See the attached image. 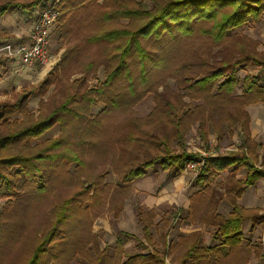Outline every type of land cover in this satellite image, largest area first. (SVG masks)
<instances>
[{
	"label": "rangeland",
	"instance_id": "1",
	"mask_svg": "<svg viewBox=\"0 0 264 264\" xmlns=\"http://www.w3.org/2000/svg\"><path fill=\"white\" fill-rule=\"evenodd\" d=\"M7 1L35 0L0 4ZM166 1L43 0L44 5L56 4L60 13L49 62L23 67L10 61L15 58L0 57V114L21 93L33 91L26 111L16 110L7 117L9 123L27 125L63 104L70 108L60 111L43 135L15 147L48 156L38 171L20 175L19 167L2 170L0 264H24L52 231L41 264H106L112 256L122 260L137 252H157L167 264H264V178L237 188L247 170L236 166L197 184L204 158L245 151L264 168V133L252 139L251 131L245 132L251 120L243 96L246 77L264 85V14L221 41L201 31L144 40L148 59L141 61L133 45L127 67L108 80L118 65L117 46L127 41L93 38L141 23L138 18L109 19L108 12L151 9ZM19 12L11 9L0 18V46L19 43L13 41L23 32ZM247 56L252 61L236 68L235 83L227 86L233 88L229 97L216 94L231 69L203 88L194 84L221 61ZM247 138L251 147L241 148ZM55 140L61 145L51 148ZM184 151L196 160L181 172L164 167L161 159ZM146 161L154 163L142 177L126 178ZM235 203L245 209L240 243L222 247L217 257L183 262L195 242L215 246L223 241L215 238L218 224ZM62 206L66 217L59 220ZM119 237L127 243L122 253Z\"/></svg>",
	"mask_w": 264,
	"mask_h": 264
},
{
	"label": "trees",
	"instance_id": "2",
	"mask_svg": "<svg viewBox=\"0 0 264 264\" xmlns=\"http://www.w3.org/2000/svg\"><path fill=\"white\" fill-rule=\"evenodd\" d=\"M43 0H35L30 3H16L11 1L0 4V16L4 15L7 11L15 8H22L30 11L41 5L42 8L46 4H42ZM50 1V0H49ZM264 14V0H167L163 4H156L153 8L147 7L128 8L114 10L108 12L107 17H128L140 19V25L135 29H118L114 28L106 31L102 34L95 36L93 39L99 40H117L120 37L126 39L127 43L117 46L120 50L118 55V65L110 72L108 80H112L116 75L122 73V69L127 67V57L131 53V48L134 45L136 51L140 55L141 61H146L149 57V53L143 45V41L146 40H161L163 36H176L177 34H193L195 31H201L202 33H209L216 41H221L227 36L231 30L243 26L250 20H258ZM207 24H211L210 27ZM177 31V32H176ZM252 61L251 58L243 57L239 61L230 63L228 61H221L220 67L214 68L213 71L197 76L195 85L203 88L213 81L221 78L226 71L230 70V76L221 83L218 87L219 92L216 95H228L232 92L233 85L236 80V68L243 67L246 63ZM260 63V62H259ZM227 86H232L228 88ZM229 89V90H228ZM33 91L23 92L19 95V99L13 104H8L4 108V112L0 114V181L5 179V173L2 172L5 168L19 167L18 173L20 175H31L32 172L38 171V163L47 158L41 152L36 154H24V150L21 147L16 149L15 147L23 139L29 137H39L43 135L47 130L53 126V121L57 119V114L60 111L70 109L68 104H63L61 108L54 110V112L45 117L38 118L33 122H29L27 125L9 123L7 117L12 115L16 110L25 112L28 106V100L31 97ZM215 95V96H216ZM246 96L248 105L255 102H264V85L258 84L256 79L245 78L244 93ZM3 119H6L3 121ZM245 128V127H244ZM248 134L250 133L249 121L246 126ZM249 138L247 142L241 146L251 147L249 145ZM61 145L60 140H55L50 144L51 148ZM258 159L259 156L255 155ZM158 159V158H157ZM164 167H175L177 171L184 170L186 164L189 161L196 160V156L184 151L182 154H170L161 159ZM204 166L200 176L197 178V184H205L208 179L214 178L213 176L219 172L228 168L236 169L243 167L247 170V179L244 181H238L236 183L237 188L242 186H254L258 180L264 178V168L257 166L248 152L242 153L231 152L228 156H219L213 158H205ZM154 162L146 161L142 165L136 168H132L127 172L126 178L133 180L140 178L145 174L146 168L150 167ZM235 167V168H234ZM44 187V186H43ZM235 188V187H234ZM242 189V188H240ZM243 189L240 190V193ZM62 212L59 215V220L65 219V206L61 208ZM245 209L238 204H234V210L228 218H222V221L218 224V230L215 238L221 236L223 241L215 246H201L199 242H195L187 252L184 254L183 262L188 260L199 263L207 258L208 255L217 257V254L221 251L222 247L226 245L233 246L240 243L242 238V225L245 218ZM53 231L50 232L53 235ZM48 234L44 238L43 242L37 247L34 253L29 257V260L24 264H41V258L45 250V243L50 240L51 235ZM124 244L123 238L119 237L117 240L118 247H122ZM81 249V248H79ZM76 249L77 251L79 250ZM187 260V261H186ZM126 264H167L165 259L157 252H138L130 255L126 261Z\"/></svg>",
	"mask_w": 264,
	"mask_h": 264
},
{
	"label": "built area",
	"instance_id": "3",
	"mask_svg": "<svg viewBox=\"0 0 264 264\" xmlns=\"http://www.w3.org/2000/svg\"><path fill=\"white\" fill-rule=\"evenodd\" d=\"M59 17L60 13L56 4H47L39 13L28 39L18 44L8 42L1 45L0 57L15 58L23 67L47 64L50 60L51 33ZM194 165L193 163L189 166L195 167Z\"/></svg>",
	"mask_w": 264,
	"mask_h": 264
},
{
	"label": "crops",
	"instance_id": "4",
	"mask_svg": "<svg viewBox=\"0 0 264 264\" xmlns=\"http://www.w3.org/2000/svg\"><path fill=\"white\" fill-rule=\"evenodd\" d=\"M43 8L41 7L39 10H37V12H32V13H31V11H27V10H24L22 8H15V10L16 9L22 10V12H19V13L23 17V20H24L23 26L24 27H22L23 32H21L20 34H17L19 40L17 38V40H13V41L20 43L22 41L27 40V38L29 37V35L33 29L34 23H35L38 15H39V13L41 12V10H43ZM9 11H7L4 15H6ZM4 15L0 16V18L3 17ZM10 61L13 63L16 62L15 64L18 65L17 60L16 61L10 60ZM247 106L248 107L246 109L250 115V120H251L250 121L251 137H252V139L253 138L255 139V138L263 135V133H264V102L260 101V102L250 103ZM246 179H244V180H246ZM207 245L210 247L212 246L209 244H207ZM126 249H127V243L124 242V244L122 245V247L119 250H121V253H122L123 251H126ZM134 254H136V253H134ZM131 255H133V254H131ZM120 258H121L120 256L119 257H115V256L113 257L112 256V258L106 264H126V261L128 258L123 257L122 260Z\"/></svg>",
	"mask_w": 264,
	"mask_h": 264
}]
</instances>
